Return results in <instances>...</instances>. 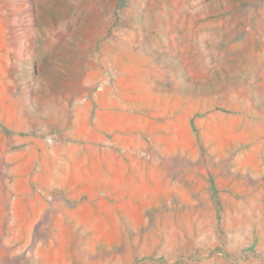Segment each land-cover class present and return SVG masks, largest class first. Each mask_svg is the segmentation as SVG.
Masks as SVG:
<instances>
[{
    "label": "rangeland",
    "instance_id": "374dc122",
    "mask_svg": "<svg viewBox=\"0 0 264 264\" xmlns=\"http://www.w3.org/2000/svg\"><path fill=\"white\" fill-rule=\"evenodd\" d=\"M0 264H264V0H0Z\"/></svg>",
    "mask_w": 264,
    "mask_h": 264
},
{
    "label": "crops",
    "instance_id": "0c3cea01",
    "mask_svg": "<svg viewBox=\"0 0 264 264\" xmlns=\"http://www.w3.org/2000/svg\"><path fill=\"white\" fill-rule=\"evenodd\" d=\"M106 156H108V154H106ZM149 158V155L147 156V159ZM143 162H145V160L143 159Z\"/></svg>",
    "mask_w": 264,
    "mask_h": 264
}]
</instances>
